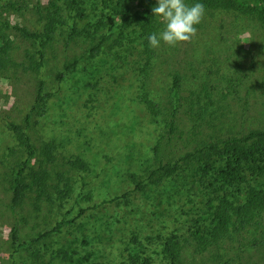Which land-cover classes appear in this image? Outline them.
Returning a JSON list of instances; mask_svg holds the SVG:
<instances>
[{
	"label": "trees",
	"instance_id": "1",
	"mask_svg": "<svg viewBox=\"0 0 264 264\" xmlns=\"http://www.w3.org/2000/svg\"><path fill=\"white\" fill-rule=\"evenodd\" d=\"M197 2L206 15L183 52V44L149 45L164 27L152 12L156 0H0V75L19 70L37 78L24 119L8 123L21 154L9 181L8 207L17 221L12 264L63 235L61 264H186L191 255L193 262L202 256L207 264H234L231 248L238 259L255 254L264 264V123L248 126L237 113L228 115L231 101L235 109L256 91L264 95V76L252 83L242 73V58L250 55L240 57L242 41L264 46V0H186ZM13 14L33 18L35 29L13 24ZM18 38L29 44L22 61L14 58ZM60 45L75 48L49 91L44 73ZM251 60L246 70L256 56ZM97 90L117 98L111 119L93 123L90 134L93 126L79 128L76 116L72 131L61 129L62 116L58 126L44 121L60 91ZM124 91H136L131 111L121 104ZM73 102L65 97L59 106L75 108ZM56 131L60 138H50ZM100 134L106 143L97 141ZM112 208L122 214L108 226L95 218ZM162 209L181 229L145 234L143 216H165ZM24 210L46 211L52 226L23 242ZM104 244L123 248L109 258Z\"/></svg>",
	"mask_w": 264,
	"mask_h": 264
},
{
	"label": "rangeland",
	"instance_id": "2",
	"mask_svg": "<svg viewBox=\"0 0 264 264\" xmlns=\"http://www.w3.org/2000/svg\"><path fill=\"white\" fill-rule=\"evenodd\" d=\"M33 18L26 19L24 17H19L18 15H11L10 20L13 22V24L21 23L26 24L32 29H35L36 24L32 22ZM250 30V29H249ZM245 37H249L248 34L245 35ZM17 43V50L15 51V60L16 61H22L24 59L25 51L29 47V44L24 41L21 38L16 39ZM264 43H261V45ZM183 52L187 49L188 44H183ZM241 48L243 47L242 51L240 52V57L245 55H250L247 57V59L242 58V73L245 72L249 76V79L251 78L252 83H256L257 80L260 78V76H264V46L263 47H254L249 44V42L242 41L240 43ZM75 46L67 47L66 45H60L53 49L52 54H50V66L44 73V79L48 82V89L49 91L54 90L58 82H56V75L59 70L62 69V65L67 61L70 60L73 55V50ZM252 51V53H251ZM77 53H80L81 50L78 48L76 49ZM251 55L256 56L254 68L251 70H246L248 67H250L252 60ZM7 76L0 75V264H12V261H10L9 253L11 252V243H10V234L12 227L16 224V219L14 216H12L11 212L9 211L8 204L10 202V191H9V181L11 179L12 170L13 167L18 165V161L21 160L20 158V150H18L17 142L14 137V135L9 131L8 123L11 121H15L17 123H21V121L24 119L25 113L29 110V107L34 102V92L36 91L37 86V78L33 74H26L22 71H13L12 73H7ZM111 84L113 82H110ZM103 87L104 84L102 82L101 84ZM114 85V83H113ZM112 85V86H113ZM73 89H76L73 87ZM56 92V91H55ZM114 91H90V92H84V91H60V93L53 98L51 101V108H52V115L50 113V116L45 118L44 121L49 123H55L56 119H62L64 117V121L67 123V126L65 128L61 129L71 130V126H74L73 119L76 118L80 119L81 122L77 125L79 128L83 129L84 127H90V132L93 131L95 124L103 125V122L106 121V119L110 118L111 115V109L115 105L116 98H114ZM91 93H93L94 101L92 100ZM136 91H124L122 92L121 104L124 108H129L131 111L132 109H135V105L132 102V99L135 97ZM73 97L74 102L73 105L75 108H68L64 110L62 107L59 106L61 99H64L65 97ZM232 107H230L228 112L229 116L234 115L237 113V118L239 119V122H241V118H244L246 120L245 123L248 124V126L252 125L255 126L259 123H264V95L261 96L260 92L253 93L252 96L249 98V104H242L240 105L238 103V106L234 109L233 108V101H231ZM68 113V117L66 115ZM227 113V112H226ZM53 114H56L57 117H53ZM143 117V115H141ZM111 119V118H110ZM45 122V123H46ZM86 123H91L87 124ZM238 124V123H237ZM58 126V123L56 124ZM86 125V126H85ZM105 130L107 129L105 126L103 127ZM74 129V128H73ZM104 129H98L96 134L102 133L105 130ZM72 131V130H71ZM116 131V130H115ZM117 132V131H116ZM39 134L42 135L43 133L40 132ZM94 134V133H92ZM42 136H47L43 134ZM72 138L77 139L79 136L74 131L71 134ZM101 136V134L99 135ZM51 137H58L60 138V134L56 131L54 134H52ZM65 138V137H64ZM103 139L106 143L105 139L101 136L97 138V141L99 142V139ZM81 140H84V137L80 138ZM108 140V139H107ZM100 143V142H99ZM74 145V144H73ZM73 145H71L69 148H72ZM16 149L17 151H14L11 154L8 149ZM117 148V146H116ZM19 159V160H18ZM16 163V164H15ZM82 190L81 187L77 189V192L75 193V196H78V192ZM104 192V191H103ZM87 194V192L85 193ZM114 194V193H113ZM112 194V195H113ZM98 195V194H96ZM74 196V197H75ZM74 200V199H73ZM72 202V201H71ZM88 205V204H86ZM163 209L161 210V212ZM165 214V211H163ZM96 217L98 219H103V221L107 222L108 224L112 221H115L117 219V214H122L121 210H118L117 208H112L108 210L107 212H95ZM24 220H18L19 228H21V236L22 240L27 241L30 238L34 237L41 231L45 229H49V227L52 226L51 219L46 218V211H43L39 214H29V212H26L24 210ZM30 216H29V215ZM173 215V214H172ZM172 215H166L165 216H154L150 212L147 215L143 216V219L145 221L146 225V232L145 234H148L149 236H157L158 234H164L169 233L170 231H173L175 229H181L177 228L178 224H176V227L173 224V218ZM62 217L59 218L61 220ZM167 220V226L164 228L163 226L166 225V223L163 224V221ZM106 226V228H107ZM89 233L92 235L93 238L96 237V234L93 233V223H91V226L89 227ZM69 229H66V231ZM65 231V232H66ZM67 234V233H66ZM66 237L60 236V237H54V239L49 240L46 242V244L40 245L39 247H33L30 250H25L22 254V260L19 261L20 264H61L59 263V260L56 258L57 254L64 244H66ZM105 247H101V249H105L104 254L105 257H107V253H109V258H112V251L116 248V255L118 254L117 248L123 247H106V244H104ZM229 247H239V245L229 244ZM231 250V257L235 258L234 264H256L261 263L257 255L255 254H246L243 258H236L235 252L236 250L233 248ZM108 251L107 253H105ZM125 259H127L128 254H124ZM117 257V256H116ZM194 255L187 256L186 258V264H193L196 262V264H207L209 263V259H203L202 256H197L196 261L193 262ZM209 255H205V258H208ZM35 259L37 262H35ZM122 261V258L118 259V262ZM157 264V263H155Z\"/></svg>",
	"mask_w": 264,
	"mask_h": 264
},
{
	"label": "clouds",
	"instance_id": "3",
	"mask_svg": "<svg viewBox=\"0 0 264 264\" xmlns=\"http://www.w3.org/2000/svg\"><path fill=\"white\" fill-rule=\"evenodd\" d=\"M152 12L164 27L159 34L153 33L148 37L149 45L158 49L163 43L175 48L190 43L197 36V26L206 15V8L200 2L189 5L186 0H156Z\"/></svg>",
	"mask_w": 264,
	"mask_h": 264
}]
</instances>
